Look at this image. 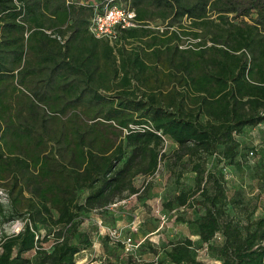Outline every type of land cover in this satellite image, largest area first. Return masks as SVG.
I'll return each mask as SVG.
<instances>
[{
  "label": "trees",
  "instance_id": "obj_1",
  "mask_svg": "<svg viewBox=\"0 0 264 264\" xmlns=\"http://www.w3.org/2000/svg\"><path fill=\"white\" fill-rule=\"evenodd\" d=\"M120 1L141 26L114 46L89 31L94 2L0 0V225L23 222L2 233L0 264H89L84 215L147 191L162 162L180 187L164 209L197 213L177 219L216 264H264L259 194H230L226 172L247 163L245 128L264 123V0ZM253 170L261 188L264 163ZM196 246L152 252L206 264Z\"/></svg>",
  "mask_w": 264,
  "mask_h": 264
},
{
  "label": "rangeland",
  "instance_id": "obj_2",
  "mask_svg": "<svg viewBox=\"0 0 264 264\" xmlns=\"http://www.w3.org/2000/svg\"><path fill=\"white\" fill-rule=\"evenodd\" d=\"M77 1V0H76ZM83 2H94L95 0H79ZM141 26V24H140ZM151 28L163 32L166 29L165 24L160 21H154L150 24ZM172 30V29H170ZM191 41L186 39L182 46L189 45ZM239 139L248 147L243 148V160H246L242 169H237L233 166H227V181L230 194L236 189H242L243 193L249 198H255L259 194L257 201L260 205L258 215L264 212V183L259 188L258 180L255 178L253 166L257 162L264 163V123L256 128H245ZM175 144L167 140L165 150L172 151ZM251 152H254L251 155ZM249 155V156H248ZM248 156V158H247ZM251 160V162H250ZM211 164H214L213 158L210 159ZM193 174L186 173L183 177L185 185H193ZM137 185H143L144 177L136 179ZM180 187L175 184L174 177L170 175L165 162H162L156 176L151 179V187L142 191L139 195H132L122 201L116 202L106 211H94L84 215L83 229H94L95 234H99L94 238L98 245L96 250L91 251L86 261L90 264H159L158 261L163 259L164 254L156 256L152 252V248H162L171 240L190 237L197 245L195 247L196 254L204 260L206 264H216V256L199 241L197 230L194 226L182 222L177 219L180 214L187 218L197 216L196 212L191 210L183 211L178 208L171 213H168L163 202L168 200L174 193L179 192ZM3 202H6L5 192L1 193ZM129 200V201H128ZM164 216V218H162ZM136 218V223L139 226L137 232L131 230L132 221ZM110 228H117L120 231L118 241H112L106 233L100 232L98 222ZM20 222V223H18ZM22 221H12L0 225V237L3 232L8 234L17 232L22 227ZM41 231L46 235L50 232V227ZM131 237L133 247L130 251L126 249L125 240ZM43 245L50 249L52 239L48 238ZM106 242V244H105ZM143 244L141 245V243ZM145 244V245H144ZM150 244L151 247L148 246ZM34 259V251L27 254ZM93 261V262H92ZM168 264V263H166Z\"/></svg>",
  "mask_w": 264,
  "mask_h": 264
},
{
  "label": "built area",
  "instance_id": "obj_3",
  "mask_svg": "<svg viewBox=\"0 0 264 264\" xmlns=\"http://www.w3.org/2000/svg\"><path fill=\"white\" fill-rule=\"evenodd\" d=\"M92 5L94 7V12L90 19L89 31L98 38L108 40L114 46L121 45V32L140 26L135 11L129 6L121 3L120 0H100L92 3ZM253 154L254 153L251 152V155ZM115 205H117V203L113 204V206ZM162 218H164V216ZM98 224L100 232L106 233L105 235L113 242L119 240L120 231L117 228L105 226L101 221L98 222ZM138 227L135 218L132 221L131 230L137 232L139 230ZM17 232H19V230ZM124 242L126 244V249L130 251L134 245L132 238L128 237Z\"/></svg>",
  "mask_w": 264,
  "mask_h": 264
},
{
  "label": "crops",
  "instance_id": "obj_4",
  "mask_svg": "<svg viewBox=\"0 0 264 264\" xmlns=\"http://www.w3.org/2000/svg\"><path fill=\"white\" fill-rule=\"evenodd\" d=\"M77 1H79V0H77ZM80 3H86V2H83V1H79ZM95 2V1H94ZM254 128H256V127H254ZM129 201V200H128ZM97 235H99V234H96L95 235V237L94 238H96V236ZM96 240L94 239V245H93V247L91 248V249H89V250H87V251H84L83 253H81V260L79 261L80 263H87V262H85L86 261V259H87V257L90 255V253H91V251H95L96 250V247L99 245V244H97V242H95ZM105 244H106V242H105ZM100 245L102 246V244L100 243ZM99 245V246H100ZM98 246V247H99ZM93 262V261H92ZM219 261H217V263H218ZM90 264V263H89Z\"/></svg>",
  "mask_w": 264,
  "mask_h": 264
}]
</instances>
